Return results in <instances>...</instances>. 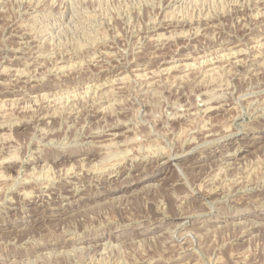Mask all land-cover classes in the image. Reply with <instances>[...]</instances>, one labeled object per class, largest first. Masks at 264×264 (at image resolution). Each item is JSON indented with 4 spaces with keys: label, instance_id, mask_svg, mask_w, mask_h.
<instances>
[{
    "label": "rangeland",
    "instance_id": "obj_1",
    "mask_svg": "<svg viewBox=\"0 0 264 264\" xmlns=\"http://www.w3.org/2000/svg\"><path fill=\"white\" fill-rule=\"evenodd\" d=\"M263 101L264 0H0V264H264Z\"/></svg>",
    "mask_w": 264,
    "mask_h": 264
},
{
    "label": "bare ground",
    "instance_id": "obj_2",
    "mask_svg": "<svg viewBox=\"0 0 264 264\" xmlns=\"http://www.w3.org/2000/svg\"><path fill=\"white\" fill-rule=\"evenodd\" d=\"M180 5V4H179ZM255 5V4H254ZM190 6V5H189ZM35 8V7H34ZM203 9V8H202ZM202 11V10H201ZM41 15V14H40ZM211 15V14H210ZM73 16V15H72ZM171 17V16H170ZM199 17V16H198ZM170 20V19H169ZM192 20V19H191ZM177 21V20H176ZM202 21V20H201ZM71 22V21H70ZM16 23V22H15ZM156 23H158V22H156ZM25 25V24H24ZM31 25V24H30ZM185 25V24H184ZM190 28V27H189ZM61 29V28H60ZM59 29V30H60ZM76 29V28H75ZM188 31V30H187ZM196 31V30H195ZM23 33V32H22ZM19 34V33H18ZM21 35V34H20ZM163 35V34H162ZM54 36V35H53ZM58 36V35H57ZM33 37V36H32ZM177 37V36H176ZM184 37V36H183ZM55 38H56V34H55ZM163 38H165L164 36H163ZM170 38V37H169ZM168 38V39H169ZM36 40V39H35ZM162 41V40H161ZM38 46V45H37ZM247 49V48H246ZM222 50V49H221ZM250 50V49H249ZM230 53V52H229ZM31 54V53H30ZM67 54V53H66ZM226 54H228V53H226ZM225 54V55H226ZM238 51L236 52H231L230 54H228L227 56H229L228 58L229 59H231V60H234V63H232L231 65H233V66H235V67H241V64H240V61H237V58L238 57H236V56H238ZM242 54V53H241ZM69 55V54H68ZM223 55V54H222ZM221 55V57H223ZM59 56V55H58ZM211 56V55H210ZM239 56H240V54H239ZM52 57V56H51ZM75 57V56H74ZM34 58V57H33ZM224 59L226 58V57H223ZM227 58V59H228ZM221 59V58H220ZM184 60H189L188 59V57H185V59ZM201 61H203V60H201ZM227 61V60H226ZM230 61V60H229ZM229 61H228V63H226L227 64V66H229ZM221 62V60H219L217 57L215 58V59H208V60H206L205 61V59H204V62H203V67H212L211 68V70H216V68H220V67H215L216 65H218L219 63ZM222 63H224V62H222ZM231 63V62H230ZM201 65V64H200ZM251 65V64H250ZM70 67V66H69ZM184 67H189V65L187 64V65H185ZM226 67V66H225ZM64 68V67H63ZM230 69V68H229ZM124 70V69H123ZM209 70V69H208ZM241 70V69H240ZM239 70V71H240ZM11 71V70H10ZM210 71V70H209ZM206 72V71H205ZM230 72V71H229ZM219 73V72H218ZM139 76V75H138ZM142 76V75H141ZM154 76H156V75H154ZM210 78V77H209ZM181 79V78H180ZM246 79V78H245ZM40 80V79H39ZM110 81V80H109ZM121 81V80H120ZM115 83V82H114ZM105 84V83H104ZM48 85V84H47ZM100 93V92H99ZM256 93V92H255ZM142 95V94H141ZM109 96V95H108ZM240 96V95H239ZM246 96V95H245ZM90 99H92V98H90ZM251 100V99H250ZM264 102V101H263ZM219 104V103H218ZM254 104V103H253ZM249 107V106H248ZM3 118V117H2ZM3 125V124H2ZM258 125V124H257ZM115 126V125H114ZM252 126V125H251ZM207 135V134H206ZM119 136V135H118ZM219 136V135H218ZM257 142V141H256ZM256 142H252V145H257V144H259V143H256ZM207 143V142H206ZM251 145V144H250ZM253 147V146H252ZM244 148V147H243ZM31 160V159H30ZM115 169V168H114ZM99 170V169H98ZM100 172V171H99ZM101 174V173H100ZM118 174V173H117ZM66 175V174H65ZM217 176V175H216ZM44 177V176H43ZM37 181V180H36ZM74 182V181H73ZM45 185V184H44ZM258 186V185H257ZM243 190V189H242ZM28 194V193H27ZM50 196V195H49ZM40 201V200H39ZM72 201V200H71ZM41 202V201H40ZM42 205V204H41ZM18 211V210H17ZM62 214H64V213H62ZM149 223V222H148Z\"/></svg>",
    "mask_w": 264,
    "mask_h": 264
}]
</instances>
